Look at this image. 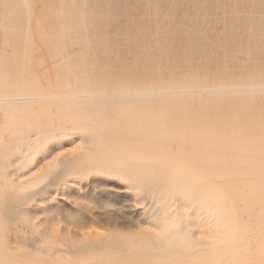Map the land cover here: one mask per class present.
<instances>
[{"label":"rangeland","instance_id":"374dc122","mask_svg":"<svg viewBox=\"0 0 264 264\" xmlns=\"http://www.w3.org/2000/svg\"><path fill=\"white\" fill-rule=\"evenodd\" d=\"M19 1L20 8H30L32 13L26 18H23L22 21L25 22L21 25L20 36L17 35L16 38L18 39L14 43H8L11 30L14 31L15 29L14 26H9L8 28L7 25H10L12 23L5 20L3 15L1 17L2 5L0 2V61L4 57L5 59L3 60L7 64H15V68L22 69V79L27 80L28 77L32 78L34 82L33 84L35 86H39L40 83V85H42L43 87L45 86V88L47 89L49 88V90L50 88H52L53 90L56 89L58 87L59 80L55 78V72L58 70L63 72L65 76L64 79L68 78L69 82H71L72 87H79L77 78L71 71V66L64 63L62 68L60 67V69H58L53 63L54 59L52 58V55L60 54V50H70V48L55 46V41H57V32H62L63 29L66 30L64 31V33L68 36L72 34L65 25H62V23L65 22L66 20L64 19L70 17V15L73 14L75 10V16L78 17L79 21H81L82 23V30L81 32H79V34H83V38L91 43L88 48L91 51V54L95 53V55L90 57V59L92 60L90 74L93 76H98L100 84L104 87L103 89L106 90L107 87V90L109 92L106 93L105 90H103L104 94H107H105L106 96L104 95L105 97L103 96L104 98H106V100L101 97L103 98V101L99 97L101 102L103 103H101L100 100L97 99L96 107H98V111L95 106H91L92 110L89 109L92 111H89L91 112L90 116L93 115V117H102L104 115L109 119V124L111 125V127L108 126L109 131L111 130L109 136L118 137L119 139L124 141V144L126 142L129 143L128 139L132 137L135 139L139 134H133V130H130L131 128L133 129L132 122L137 117H139L138 119L142 118V120H144L145 117H147V120L153 119L156 116V111L158 112L160 108L164 109V106H159V104L157 103H161L162 101H164L162 103L166 104L165 106H167V104L168 106H171L172 103L175 104L176 100L178 103L179 101L180 103H182L185 101H189L192 98L190 101L193 100L195 106L210 107V109H208L209 111H207L206 109L207 113L210 112V110L212 111L214 109V112L212 113H217L220 116V118L218 116L220 121L224 118L222 120L223 122H220V125H223V127L226 129L230 125L234 127L232 118L234 119V111L236 109H239L240 111L250 109L248 111L250 113H248V117L250 120L253 119V121H249L248 126H246L253 130H256L258 137H260L261 140L264 139L262 138L264 137V133H261L264 132V128L261 126L263 125L262 122H264L262 121V119L264 120V114H262L264 113V106L263 108L261 106L264 105V92H258L257 90L258 93L254 92L253 94L252 91V93H249L250 91L247 90L249 88H244L245 86L240 87L237 83H232L231 85H233V87L225 86V84L221 80V76L242 73L244 75L246 74L245 77L247 76V73L251 74V76L254 75L253 77H256L258 71L262 69L264 70V0H262L263 6L261 8L256 5L251 6L249 5L250 3H246V1L250 0H82L76 7L73 6L72 8L71 6L74 0H63L62 3H59L60 0ZM49 2L51 4V7L49 5L50 8H48L47 6ZM57 7L65 9V11L61 14L65 17L58 15V10L56 9ZM43 14H46L45 16H50H48L49 18L47 17L48 19L45 20V16H43ZM57 23H61V25L59 27L55 26ZM3 24L4 27L6 25V28L3 27ZM75 35L78 34L76 33ZM29 37H35L34 42L36 44H33L29 47L18 46L19 40L22 42L28 41V39L30 40ZM1 55H3L2 58ZM29 55H33V58L30 59V61H28L29 59L27 57ZM23 61L28 64H23ZM186 63H190V65L187 66ZM29 66L31 68H28ZM77 71L80 70L77 69ZM183 72L184 75H182ZM26 73L28 74V76L26 75ZM185 74L189 77L191 76V78H194V82L196 84H193L194 82H192L190 87L194 88V90L196 89L197 91L195 90L194 92H192V88L188 89L189 86H187L186 89L187 91L190 90V92L192 93L191 95L196 93V96H186L185 94L190 93L184 92L186 90L183 89L185 88V85L184 87H181L182 92L180 94L182 95L178 94V90L180 89L177 88L179 82L178 79L180 81H185ZM178 75H180V77ZM197 75L199 79H197ZM36 76L40 78L39 81L38 79H36ZM56 80L57 82L54 83ZM161 80L162 83L165 84L170 82L171 89L174 87L178 90L174 88V90H170V84H167L168 87L165 85V87L161 84ZM210 80H212V84L210 83L212 87L213 85H215V87H213L216 90L215 92L213 88L210 87V84L209 86H207L209 90L208 88H206V85L208 84H205L202 88V84L204 82H210ZM261 80L259 81V84L262 85V83L264 82V78H261ZM46 81L50 84L45 83ZM151 81H154L153 83L157 81L164 87V89L162 88L164 91L166 88L168 89L166 93L163 92L165 96L169 94L172 96L169 99H167L168 97L165 98V96H163L161 92L162 86H157V82L152 85ZM148 82L149 85H145V87L146 89H148L147 92H151V96L148 93V96H146V93L144 92L145 88L142 86L143 83L148 84ZM119 83L120 85H117ZM199 83L201 86L199 85ZM219 84L222 87L224 85V88H227V90H229V93L223 92L225 90L222 87L219 88H222L223 91H217L219 88L216 89V85ZM259 84L257 86H254V84L250 85V90L251 87L253 88V90H256L255 88L257 87L259 90L264 87ZM53 85H55L56 87H54ZM112 85H115V88L114 86L112 87ZM150 85L156 87L153 89L157 90L159 87L161 91L158 90L160 92L158 94L157 92H155V94V90H152ZM194 85L199 86L194 87ZM116 86L117 89L120 88L119 90L121 91V93H118ZM129 86H131V90ZM137 86L139 88L138 91H140L139 93H136L138 91L135 90L138 89ZM123 87L128 88L130 91L134 90V95L131 94L132 92L129 94L128 89H125ZM141 88L144 89L140 90ZM232 88L234 91L237 90L241 93H238L236 91L237 93L235 92L233 94L231 92L233 91ZM239 88L240 90L242 88V90H238ZM243 88L248 91V93H244L245 95L242 93ZM211 89L213 90L212 93H210L212 91ZM124 90L128 92H124ZM141 91L143 93H141ZM171 91H173L172 94ZM201 91L205 94H201ZM198 92H201L199 94L200 96L198 95ZM114 93L119 98L122 97L121 100H116L115 98L117 96L114 97ZM153 93L155 94V96L153 95ZM125 94L128 96L130 95V98L128 97L130 100L125 96ZM142 94L144 95L143 97ZM160 94H162L163 97ZM174 94H178L179 97L175 96ZM108 95L109 97H112V100H110L111 97L108 98ZM158 95L160 97H158ZM203 95H207L208 97L205 98ZM135 96H137L138 98L139 96H141L144 99H141L140 97V99L137 100V97L134 98ZM209 96L210 98H212V100L210 101ZM175 97H178L179 100ZM182 97L184 98V100H182ZM220 98L223 99L220 100ZM250 98L253 100L251 101ZM49 99L51 98H48L46 100L41 99L38 101L39 106L37 102L32 106L33 109L38 110V107L41 108L42 104H45V102L47 101L45 105L43 104L44 108H42H46L48 111L45 110L46 112H43L44 110L42 108L39 109L38 112L36 111L37 115L42 114V112L43 114L35 118V122L36 120L37 122L50 119L53 120L58 116L57 114H59V112L61 111V107H59L60 105H57L58 102H56V100L58 101V99L54 98L50 101ZM133 99L135 101L132 102ZM248 99H250L251 103ZM53 100L55 102H53ZM114 100H116L117 104H115ZM215 100L216 102L214 103ZM259 100L262 101L261 105L260 103H258ZM98 101L101 104H99ZM111 101H113L112 104H110ZM117 101L120 102L118 103ZM220 102H222L223 104L221 103V105ZM206 103L207 105H205ZM58 104H60V102ZM102 104H104V106L99 107V105ZM243 104L247 106H243ZM251 104L252 109L254 106V112L251 108H248L251 107ZM46 105L49 107L53 105L51 107L52 109H50ZM224 105L230 107L225 108ZM117 108L118 110H115ZM258 108L261 109L259 110ZM219 109H223V111H220ZM40 110L42 112H40ZM32 111L34 113L35 110ZM256 116L259 118L257 119ZM129 118L132 120V122ZM254 118L257 119L256 123ZM9 119L10 117L5 114L4 110L0 109V124L2 125L3 123L0 130L2 128H5L6 130L9 129L6 126V121ZM113 119L114 122H111L113 121ZM106 120L105 122H107L108 124V121ZM258 120L261 123L258 122L259 124L257 126L256 124ZM121 121L123 122L121 123ZM230 121L232 122V124H230ZM250 122L253 124V126H251ZM227 123H229V125ZM117 124L119 125V127H117ZM149 124L150 123L145 122L142 124V126L140 125L138 129H145L147 125L149 126ZM112 127H114V130L111 129ZM104 128L105 127L101 129L104 131ZM101 129H97L98 132H94L102 135L103 133L100 132ZM230 129L231 128L228 127L227 130ZM3 132L4 135H7L6 133H9V131L5 132V130ZM129 133H131L132 135H130ZM140 135L143 137L141 139V141H143V144L141 143L140 145L139 143V145H136V143L134 144L133 142H130L132 143V146L135 145L134 147H132L134 150L138 149V147L139 149L145 148L144 150H146L149 146V140L146 141L148 137L139 134V138L141 137ZM77 136L74 135L72 136V138L68 137V140H66V138L58 140V142L50 144L51 147L49 145H47L46 147H39L38 150H36L35 156L37 159H39L40 166L37 165V167L34 168L32 172L24 178H18V176L15 175L17 169L24 166V157L22 159L20 157L13 156L14 158H12L16 161L12 160L13 162L11 161L8 164V170H10L11 172L13 171L10 175L11 179L13 180L11 181L13 182V184L9 186V188L12 186L11 190H9L10 195H15L14 192H16V194L18 195L24 193L21 195L28 198L25 199L23 197L24 200L21 202V205L19 204L20 202L17 203V206L19 205L18 208H16V204L15 208L12 207L14 212L11 213L10 217L4 223V226L7 227L6 230L9 228L13 233L16 232V235H14L15 239L18 238V240H25V243H32L35 240L33 242L34 245L32 244L33 247H24L21 251H19V255L21 254L24 257H28V259L29 257H31L34 261L30 260L31 258L29 259V261H32L33 264H66L68 262L69 264H78L79 262L72 260L70 253H68L69 250H72V248L80 249L81 247H90L91 245H93L92 243H102L108 236L107 239L113 238L117 241H119L118 238L121 237L122 239H119L123 241V244H125V241L123 239L127 237L128 240V238L130 237L128 240L129 242H127L128 245L130 244V246H128L127 244L126 245L127 247H130L132 249L133 245L130 242L131 238H134V240L136 241V238H144L143 236H146L145 234L153 235L154 233L158 232L157 225L154 227L155 222L149 213V209H151V196L146 190L134 188V186L127 181L121 179H113L109 176L107 177L103 175L92 174L85 176H72L64 180H58L55 182L51 181L50 183L47 180H42V182H39L40 184L38 185H35L36 183L34 184V182L29 184H27L26 182L25 187H23L26 179L29 180L31 178L37 177V175L40 176L46 171L48 172L56 165H59L64 157L75 155L79 151L83 150V146L85 147L87 145L86 143L82 144V141L79 140L80 137ZM134 142H136V140H134ZM59 144L62 145V150V147ZM42 153L45 156L42 155ZM46 153H48L49 155H47ZM46 157L49 158L47 159ZM16 158H19L18 162ZM52 165L53 167H51ZM36 169H38L39 171ZM35 171L37 172L35 173ZM171 180L172 179L147 180V183L153 185L150 192H158V190L163 186L167 187L168 185H171L175 182H172ZM220 181H228V179H220ZM176 182L179 183L181 181ZM0 183H3V179L1 176ZM61 184H63V186ZM34 185L36 186V188L33 187ZM20 186L24 189L26 187L29 188H26L24 190L21 189ZM226 187H228V184H226ZM16 188L18 189V191H16ZM22 190L26 192H23ZM146 192L148 194H146ZM15 209L16 211L18 210V215ZM14 216L16 217V219L14 218ZM13 219L15 220L14 222ZM22 219L23 221H25L23 222ZM205 222L206 221H204L203 223ZM40 234L43 235L40 236ZM195 237L196 239L197 237H199L201 241H203V239L207 240V238L203 235H196ZM16 241H14V239H11L9 240V243L12 246L14 245L13 247H15L18 245ZM45 241L48 242L46 243ZM69 242H73L78 246L73 245V243L70 244ZM66 243H69L70 246ZM77 243H81L80 245L83 246H80ZM65 244L68 246H66ZM64 245L66 246V249ZM72 245L75 247H72ZM137 247L139 251L136 249ZM114 248L105 249V251H103L102 253L98 255L96 254L93 260H89L90 262H88L87 260L85 264H143L148 260L149 255L151 256L153 252L156 253L155 251H153L150 252L151 254L149 255L146 254L148 255L146 259L144 258L145 254H143L144 248L142 249V246H136V248H134L137 252H139V254L143 252V255L141 256L140 254V257H137V252H134L133 250H130L128 248L131 251L128 253V258H130L132 253H135L134 255L137 257V259L132 255V258H127V261L121 251L119 249L115 250L116 248ZM64 250L68 251L65 252ZM109 250L112 251V253H118V255L109 253ZM109 254H111V258L108 257ZM119 258H121L120 261Z\"/></svg>","mask_w":264,"mask_h":264},{"label":"bare ground","instance_id":"6f19581e","mask_svg":"<svg viewBox=\"0 0 264 264\" xmlns=\"http://www.w3.org/2000/svg\"><path fill=\"white\" fill-rule=\"evenodd\" d=\"M62 1L63 0H60L59 3H62ZM77 1L74 0L71 8L73 6L76 7L82 0ZM0 2L2 5L1 17L3 15L5 20L13 24L7 25L8 28L9 26H14L15 29L14 31L11 30L8 43H14L18 39L16 38L17 35L20 36L21 25L25 22L22 21L23 18L29 16L32 12L30 8H20L19 0H0ZM246 3H250L249 5L251 6H259L260 8L263 6L262 0H250L246 1ZM49 5L51 7L50 2L47 5L48 8H50ZM56 9L58 10V15H61L65 11L64 8L60 7H57ZM45 15L46 14H43V16ZM48 16L44 17L45 20L49 18ZM64 20L66 21L63 22L62 25H65L72 34L70 33L71 35L68 36L64 33V31H66L64 29L62 30V32H57V41H55V46L70 48V50H60V54L52 55V58L54 59L53 63L58 69H60V67L62 68L64 63L71 66V71L75 74L79 87H72L71 82H69L68 78L64 79L65 76L63 72L58 70L55 72V78L59 80V84L57 87L58 89L56 88L53 90L52 88H50L49 90V88L47 89L45 88V86L43 87L42 85H40V83L39 86H35L33 84L34 82L32 78L28 77L27 80L22 79L23 70L15 68V64H7L3 60L5 58H2L3 55H1L2 60L0 61V109H3L5 114H7L10 119L6 121V126L9 129L6 130L5 128H2L0 130V176L3 179V183H0V264H33L32 261H34L31 257H29V259L31 258L30 260L32 261H29L28 257H24L21 254L19 255V251H21L24 247H33L32 244L35 240L32 243H25V240L24 242L20 239L18 240V238L15 239L14 235H16V232H14V234L9 228L8 229L10 231L8 229L6 230L7 227L4 226L6 220L10 217L11 213L14 212L12 207L15 208L16 204V208H18L19 205L17 206V203L20 202L19 204L21 205V202L24 200L23 197L25 199L28 198L26 196L21 195L24 193L18 195L16 194V192H14L15 195H10L9 190H11L12 186L10 188L9 186L13 184V182H11L13 180L11 179L10 175L13 171L11 172L10 170H8V164L12 160L16 161L15 159H13V156L20 157L22 159L24 157V166L18 168L15 172V175H17L18 178H24L28 176L29 173H31L32 170L37 167V165L40 166V161L35 156L36 150H38L39 147H46L47 145L50 146V144L58 142V140H62L65 138L66 140H68V137L72 138V136L74 135H78L77 137H80L79 140L82 141V144L86 143L87 146H83L84 149L79 151L75 155L64 157L59 165H54L55 167L49 170L48 172L46 171L40 176L37 175V177L35 178L30 177L31 179L29 180L26 179L23 187H25L26 182L27 184L34 182V184L36 183L35 185H38L40 184L39 182H42V180H47L50 183L51 181L55 182L58 180H64L72 176H85L92 174L103 175L107 177L109 176L113 179H121L129 182L131 185L134 186V188H138L140 190L144 189L149 193V195L151 196L150 198H152V200L150 199L151 209H149V213L155 222V225L153 224L154 227L157 225L158 232L154 233L153 235L145 234L146 236H143L144 238H139L140 240L136 238V241L139 240L137 242L134 240V238H131L130 242L133 245L132 249L130 247H127V242H129L128 240L130 237L128 238V240L127 237H125L126 239H123L125 241V244H123L121 237H119L121 239L118 238L119 241L121 240L119 242L117 240H114L113 238L107 239V236L106 240H104L102 243L95 242L96 244L92 243L93 245H91L90 247H81L80 249L72 248L71 251L69 250L68 253H70L72 260L77 261L80 264H85L87 260L88 262L93 260L96 254L98 255L105 251V249H112L114 247L116 248H114L115 250L119 249L121 253L125 256V259H127L129 257L128 253L131 252L130 250L137 252L134 248H136V246H142V249L144 248V253H142L145 254V257H143L146 259L148 255L151 254L150 252H156H153L151 256L149 255L148 260L145 261L143 264H264V139L261 140V138L258 137L256 130L247 127L248 122L253 121L252 118V120H250L248 117V111L250 109L240 111L239 109L235 110L232 107L235 110L234 119L232 118L234 127L230 125L228 127H230L231 129L227 130L228 127L226 129L223 127V125H220V122L224 118L220 121V116L217 113H212L214 112L213 108H211L213 109L212 111L210 110V112L207 113L206 109L207 111H209L208 109H210V107L195 106L194 101H190L192 98H189V101H185L182 103H180V101L178 103L176 100L175 104L172 103L171 106H168V104L167 106H165L166 104H163L162 102L164 101H162L161 103L157 104H159V106H164V109L160 108L158 110L156 108L158 112L156 111L155 117L152 115L154 117L153 119L147 120V117H143L144 120H142V118L138 119L139 117H137L136 119L134 118L135 120L132 122V120L129 118L133 125V129H130L133 130V132H131L133 134L139 133L143 136L145 135V137L147 136L148 138L146 139V141L149 140L148 142H150L146 150H144L145 148L139 149V147V150H134L132 147H134L135 145L132 146V143L130 142H133L134 144L136 143V145H139V143L140 145L141 143L143 144V141H141L143 137L141 135L140 138L138 134V138L136 137L134 139L132 137L133 139H128L129 143L126 142L124 144V141L119 139L118 137L109 136L111 130L109 131L108 126L111 127V125L109 124V119L106 116H104L103 114L102 115L104 117H100L98 115V117H96L95 115V117H93V115L90 116L92 112L91 106L96 107V100H100V98L103 97L108 92V90L107 87V91L103 89L104 87L100 84L98 76H93L90 74V67L92 63L90 57L95 55V53L91 54V51L88 49L91 43L83 38V34H79V32H81L82 30V23L81 21H79V18L75 16V10L74 13L70 15V17L65 18ZM60 25L61 23H57L55 26L59 27ZM4 28H6V25ZM76 33L78 35H75ZM34 38L35 37H31L30 40L28 39V41L24 42L19 40L18 46L29 47L33 44H36L34 42ZM32 56L33 55L27 56L29 59L28 61L33 58ZM22 63L25 65L28 64L24 61ZM186 65H190V63H186ZM28 68L31 67L29 66ZM77 69H79L80 71H77ZM26 75L28 76L27 73ZM182 75H184V72L182 73ZM245 75L243 73L234 75H224L221 76V80L225 84V86L233 87V85H231L232 83H237L240 87L245 86L244 88H249L247 89L250 91L249 93L253 92L254 94V92L258 93L259 91L264 92V87H262L263 90L262 88L259 90L258 87L255 88L256 90H253V88L251 87L250 90V85L254 84V86H257L261 78H264L263 69L258 71L256 77H253L254 75L251 76V74L248 73L246 77ZM178 76L180 77V75ZM185 76V81H180L178 79L179 82L177 88H180L179 90L172 86L174 89L178 90L179 95H182L180 94L182 92L181 87H184L185 85V88L183 89H186L187 86H189L188 89H190L192 88L190 87V85L192 84V82L195 81L194 78H191V76L189 77L186 74ZM36 79H38V81L40 80L38 76H36ZM197 79H199L198 75ZM57 80L54 83H56ZM153 82L152 85L155 84L157 81L155 83ZM208 82H204L202 84V88L205 84H208L206 85V88H208L207 86H209L210 83L212 84V80H210L209 83ZM45 83L49 82L46 81ZM161 84L164 86L166 85L168 87L167 84H170V82L165 84L162 83L161 80ZM193 84L196 83L194 82ZM263 84L264 82L262 83V85H259L264 86ZM117 85H120V83ZM145 85H149V82L148 84L143 83L142 85L146 89ZM152 85H150L152 90H155L154 93L157 92V94L161 90L162 94L163 92L166 93V91L168 90L166 88L164 91V87L159 83L157 84V86H162L161 90L158 87V90L160 91H158L157 89H153L156 87ZM53 86L56 87L55 85ZM113 86L115 88V85H112V87ZM169 86V89L172 90L173 88L171 89V84ZM196 86L194 85V87ZM216 86V89L222 87L220 86V84ZM210 87L213 88L215 87V85H213V87L211 85ZM123 88L128 89L126 87ZM129 88L131 90V86H129ZM144 88H141L140 90H143ZM222 88H224V85ZM222 88H219L217 91L220 92ZM244 88L242 93H248V91H246V89ZM119 89L120 88L117 89L118 93H121ZM145 89L144 92L146 93V96H148V94H150L151 92H147L148 89ZM103 90H105V94ZM130 90L128 89L129 92L124 90V92H128L129 94L132 92L131 94L134 95V90ZM135 90L138 91L139 88ZM195 90L194 88H192V92H194ZM213 90L214 92L216 91L215 88H213ZM213 90L209 92L212 93ZM224 90L225 91H222L229 93V90H227V88H224ZM238 90H240V88ZM188 91L186 89L184 92L190 94H185L184 92L183 93L186 96L189 95L190 97L192 93L190 92V90ZM233 91L231 92L234 94L237 90L234 92ZM139 92L140 91L136 93ZM201 92H198V95ZM237 92L241 93L239 91ZM141 93L143 92L141 91ZM154 93L153 95L155 96L156 93ZM172 93L173 91H171V94ZM162 94L160 95L162 96ZM178 94L174 95L178 96ZM195 94L196 93H194L193 95ZM201 94L205 93L202 92ZM151 95L152 94H150V96ZM207 95L203 96L206 98L208 97ZM116 96L117 95H115L114 97ZM125 96L127 98H130V95L128 96L125 94ZM143 96L144 95L142 94V97ZM163 96L165 95L163 94ZM171 96L172 95L169 94L165 96V98L168 97L167 99H169ZM110 97L108 95V98ZM136 97L137 96H135L134 98ZM140 97L141 96H139V98L137 97V100L140 99ZM142 97L141 99H144ZM158 97L160 96L158 95ZM178 97L175 98L179 100ZM48 98H57L58 101L56 99L55 100L58 103L60 102V104L57 103V105H60L59 107H61V111L59 112V114H57L58 116L55 117V119L53 120L50 119L41 122H37L36 120L35 122V118L42 115L43 112L48 111L46 108L43 109L44 105L47 103L46 101L45 104L43 103L44 105L42 104L41 106V108L43 107L42 109L44 111L42 112L40 110L42 114L37 115L36 113L39 109H41L38 107V101L41 99L46 100ZM103 98L101 99L103 100ZM121 98L117 96L115 99L121 100ZM51 99H49V101ZM221 99L223 98H220V100ZM250 99L248 100L250 101ZM104 100H106V98H104ZM110 100H112V97L110 98ZM116 100H114L115 104H117ZM182 100H184V98ZM210 100H212V98H210L209 101ZM216 100L214 101V103L216 102ZM252 100L253 99H251V101ZM133 101L135 100L133 99L132 102ZM36 102L38 104V110L33 109L32 107ZM53 102L55 101L53 100ZM112 102L113 101H111L110 104H112ZM117 102L119 103L120 101ZM261 102L262 101L259 100L258 103H260L261 105ZM221 103L222 102H220V104ZM104 104L99 105V107L104 106ZM205 105H207V103ZM52 106L47 107L52 109ZM224 106L225 108L227 107L226 105ZM243 106L247 105L243 104ZM261 106L263 108L264 105ZM229 107L230 106H228L227 108ZM97 108L98 107H96V109ZM118 108L115 110H118ZM248 108L252 109V104L251 107ZM32 110H35L34 113ZM221 110L223 111V109ZM252 111L254 112V106ZM258 118L259 117H257V119ZM114 119L113 121H110L114 122ZM257 119L254 118L255 123ZM105 120L108 121V124L107 122H105ZM262 121L264 120L262 119ZM122 122L123 121H121V123ZM145 122L150 123L149 126L147 125L145 129H138L139 126H142V124ZM258 122L261 123L258 120L256 124L257 126L259 124ZM262 123L264 125V122ZM227 124L229 125V123ZM230 124H232V122ZM2 125L0 124V128L2 127ZM263 125L261 126L264 128ZM251 126H253L252 123ZM103 127H105L104 131L101 129ZM114 127H112L111 129H113ZM117 127H119L118 124ZM97 129H101L100 132L103 134L99 135L98 133H96L98 132ZM4 130L5 132L9 131V133H6L7 135H4ZM129 134L132 135L131 133ZM134 140H136V142H134ZM62 149L63 147L61 148V150ZM46 154L49 155L48 153ZM42 155L44 154L42 153ZM51 167H53V165ZM36 172L37 171H35V173ZM162 179H172L171 181L175 182L171 185H168L167 187L163 186L161 189L158 190V192H150L152 190L151 188L153 185L148 184L147 180ZM220 179H228V181H220ZM176 181L181 182L178 183ZM226 184H228V187H226ZM35 185L33 187L36 188ZM61 185L63 186V184ZM21 189L24 188L21 187ZM16 191H18V189ZM147 192L146 194H148ZM14 218L16 219L15 216ZM14 221L15 220L13 219V222ZM202 221L206 222L203 223ZM42 235L40 234V236ZM196 235H203L207 238V240L203 239V241H201L199 237H197L196 239ZM11 239H14V241L17 240L16 243L18 245L13 247L14 245L12 246L9 243V240ZM45 242L47 243L48 241ZM69 243L66 244L69 245ZM72 243L73 242H71L70 244ZM73 245L78 246L75 243H73ZM73 245L72 247H75ZM128 246H130V244ZM136 249L138 250V247ZM67 251L68 250H66L65 252ZM109 253H112V251H110ZM137 253V257H140V254L141 256L143 255L142 253ZM115 254L118 255V253H114V255ZM134 254L135 253H132L135 258L136 256ZM131 256L128 259H131ZM108 257L111 258V254H109ZM120 259L121 258H119V261ZM66 264H69V262Z\"/></svg>","mask_w":264,"mask_h":264}]
</instances>
